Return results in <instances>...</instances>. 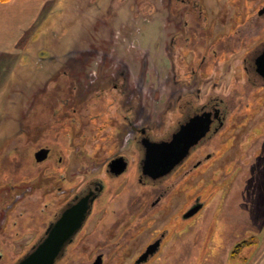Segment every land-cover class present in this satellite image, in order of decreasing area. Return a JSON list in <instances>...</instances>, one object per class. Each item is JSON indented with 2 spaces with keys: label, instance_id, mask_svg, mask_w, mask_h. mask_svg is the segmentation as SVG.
Returning <instances> with one entry per match:
<instances>
[{
  "label": "flooded vegetation",
  "instance_id": "af4514ba",
  "mask_svg": "<svg viewBox=\"0 0 264 264\" xmlns=\"http://www.w3.org/2000/svg\"><path fill=\"white\" fill-rule=\"evenodd\" d=\"M180 1L184 8L177 7ZM229 1L232 2L231 6L235 8L232 15L233 20L240 24L247 21V26L238 29L235 34L221 32L224 30L225 24L218 22L219 17L211 20L210 26L202 25L201 18L208 15L205 14L207 10L203 9L201 0H175L174 3L173 0H163L165 3L168 2V8L165 9L169 10L163 18L164 27H167L165 26L166 19L178 20L180 18V22L178 21V25L176 24L175 27L178 30L171 32L167 46L162 48L159 46V51L161 49L163 53V62L168 60L170 69L174 73L172 75L161 74L163 87L158 94L159 117L156 119L152 117L154 107L152 102L155 95L153 89L146 88L148 56H144L142 59V68L136 76L128 63L118 58L115 60L113 69L108 71L113 64L108 61L107 57H104L102 62L97 63L98 71L95 78L91 80L89 86H85V77L91 75L89 72L87 73L89 62L92 63L94 59L83 57L76 61L74 59L75 62L66 61L61 68H58V72L68 69L65 73L66 78L55 79L53 77L57 76L58 73H52L46 79V82L49 83L48 88L42 91V94H36L37 99L34 98L37 116L32 123L24 125L20 123L18 125L17 137L23 139L25 136L26 139L36 142L49 127H52L53 130L70 128L68 143H73V145L78 143L82 146L84 144L91 145L94 150L92 153L86 152L88 154H85L84 151L80 153L71 151L66 155L60 152V148L56 152L54 150L56 145L53 142L52 144L48 142L39 146L35 152L30 153L28 159H18L21 162L27 161L28 165L23 167L32 168L33 172L27 168V174L20 179L14 180L13 178L8 183H4L6 185L0 186V235L6 237L0 239V245L2 247L5 240L8 244L13 245L14 243L10 242L11 236L16 237L21 234H30L33 242L28 247L20 243L18 250L21 254L14 261L8 260L5 252L0 250V264H16L30 253L47 236L50 227L61 218L65 211L71 209L86 196L89 197L90 207L85 221L71 241L67 243L63 255L57 259L55 264H61L64 261L66 264H71L70 260L73 257L77 258L81 251L80 248L73 250L72 246L79 240L86 241L92 235L98 237L99 242L96 245H83L82 247L83 249L86 248L89 259L84 262L79 258L82 262L79 261L75 264H95L97 260L100 261V264H115V262L110 261L111 258L114 256L128 257L131 254V248L136 246L135 243L134 245L132 243L133 239L139 237L137 235L145 237V234L148 235L147 243L143 244L144 247L141 248V246L138 252L136 251L130 264L150 263L161 251L163 242L170 235V228L192 218L196 213L187 216L191 208L202 203L204 205L202 197L195 193L188 203L186 211L184 213L174 212V217L167 227H158L162 220H155L156 223L150 224L153 221L150 220V213L152 214L155 208H162L163 199L173 189L180 186L182 178L191 176L213 159L214 152L210 149V144L217 135L222 133V136H228L226 129L231 106L227 100L220 96H214V94L207 95L203 102L198 100V95L201 92L200 86L202 87L207 82L210 72L213 75H221V77L227 73V66L224 65L225 69L220 72L218 64H220L221 57L218 49H223L227 45L240 48V44L244 46L245 43L250 42L252 44L256 41L254 46L245 52L239 63L238 71L234 73L240 78L243 77L250 86L264 87V75L258 71L256 63L264 50V32L260 30L264 20V6L260 7L258 4L257 10L254 12L255 15H250L247 10L242 12L240 3H235L233 0ZM87 4L88 9L94 6L93 1L88 0L83 7L87 8ZM228 4L231 3L224 4V8L215 10L212 14L217 12V16L224 20L229 13ZM99 10L101 11V7ZM86 12L87 9L80 8L79 21ZM160 14L163 17L162 11ZM220 26L223 28L221 29ZM93 27L90 26V29H94ZM196 38L199 40L193 42ZM210 39H212V44H209ZM214 39L217 40L214 41ZM164 40L160 43H163ZM181 41L186 47L190 46L193 50L196 48L199 55L204 49H211L209 55L211 57L203 54L198 58L191 54L190 58L179 49L173 51L172 46L176 43L180 44ZM186 66L188 69H183ZM72 67H77L75 69L79 73L78 76L68 72L71 71ZM209 78L211 79V76ZM53 79H55L54 84ZM135 79L138 80L139 85L137 87L133 85ZM42 95L45 96V99L39 101V96ZM102 97L112 98L110 99L112 104L108 99L106 107L111 106L114 111L110 118L103 122V125L108 124L112 131L105 132L102 137H98L97 133L103 130V125L100 123L102 114L94 112V108L102 102ZM98 108L101 111L100 107ZM195 115L208 117L211 121L210 130L171 172L172 174L179 172L176 182L169 183V185L165 184V181L172 175L171 173L158 179L145 175L143 169L145 141L170 139L181 125L187 123ZM44 117L50 118V120L43 122ZM96 128L99 131H96ZM75 129H79L78 136H75ZM63 135H66L65 131H63ZM228 138L234 141L238 140V137L235 138L234 135ZM3 157L0 158V174L4 171V164L7 161L10 163L8 159ZM19 161H16L17 165ZM74 167L76 168L75 171L79 169L78 173L74 172ZM220 170L223 171V168L215 169L216 172ZM125 182V190L130 189L132 191L134 186H139L138 190L139 192L142 190V195L135 194V197L129 195L120 209H116L113 205L117 201L120 202L122 197L127 194L119 196L114 203H110V207H108L110 213L107 214L106 203L109 184L113 183L114 187L120 188ZM190 184L191 182H189ZM189 188L190 192L193 187L190 186ZM173 202L175 203V201H171L170 205L165 207L164 217L172 213L171 205H175ZM37 206L41 207L40 212L36 210ZM106 214L108 216L104 217ZM144 217L145 220H143ZM92 218L94 220H92L91 225L93 224L94 228L92 231L86 232L87 224ZM132 218L137 220H131ZM23 220H30V222L23 224ZM13 226L14 232L11 230ZM151 227H153V231L149 233ZM11 233L14 234L11 235ZM112 241L114 243H112L111 249L113 250L110 255V253L102 250L106 248L107 242ZM157 242L159 243L154 254L149 255L146 260L139 261L148 246ZM13 246H15L14 251H17V246Z\"/></svg>",
  "mask_w": 264,
  "mask_h": 264
},
{
  "label": "rangeland",
  "instance_id": "374dc122",
  "mask_svg": "<svg viewBox=\"0 0 264 264\" xmlns=\"http://www.w3.org/2000/svg\"><path fill=\"white\" fill-rule=\"evenodd\" d=\"M233 1L240 3L242 12L247 10L250 15H253L257 10L256 6L258 4L260 7L264 6V0ZM174 2L175 0H173ZM201 2L203 9L207 10L205 14L208 15L201 18L202 25L210 26L211 20L219 17L218 22L225 24V27H222L224 30L221 32L228 34H235L238 29L247 26V21L240 24L238 21L233 20L232 15L235 8L231 6V1L201 0ZM228 2L231 3L227 5L229 13L224 20L217 16V12L212 14L213 11L224 8V4L226 5ZM93 3L94 6H90V10L88 4L87 8L82 6L84 10L87 9V12L83 18H80V26L77 27L78 32L74 31V28L79 22L75 26L70 25L71 32H64L68 36L69 42L65 43L64 46L53 47L52 49H40L36 54L31 52L30 58L28 60L27 58L24 59L21 66H17L14 72L16 78L19 76L21 78L12 82L7 81V84L10 83L12 86L15 83L16 87L11 89V85L9 86V91L13 93L3 98V101H6L3 108L6 109L5 116H8V118L13 116L15 122L13 125L11 123L7 124L12 126L11 128L0 129V158L4 156L3 158L8 159L10 162L7 161L4 164V171L0 174V186L6 185L4 183H8L13 178L14 180L20 179L27 174L28 167L24 168L23 166L28 165V162H21L19 161L20 158L28 159L30 153L35 152L44 143L49 142L52 144L53 142V144L59 146H55L54 150L57 152L60 148V152L66 155L71 151H75V153L84 151L85 154H88L94 150L91 145L84 144L82 146L78 143V145L68 143L70 128L53 130L52 127H49L47 131H44L39 141L36 142L26 139L25 136H23V139L19 138L17 137L18 133L16 134L20 123L24 125L34 122V118L37 116V110L34 108V98L37 99L35 95L48 88L49 83L46 82V79L52 73H58L57 76L53 77L55 79L62 80L66 78L65 73L68 69L63 70L64 74L61 70L58 72V68H61L66 61L75 62L83 57L94 59L92 63L89 62L87 69V73L89 72L91 75L85 77L84 82L85 86H89L91 80L96 76L98 64L102 62L101 60L104 57H107L108 61L113 64L108 71L113 69L115 60L118 58L126 61L136 76L142 68V59L144 56H148L149 64L146 69L148 82L146 88L153 89L155 95L152 102V106H154L152 117L155 119L159 117L158 94L161 92V87H163L161 74L172 75L174 73L170 69L169 61L163 62V53L161 49L159 51V46L160 48L167 46L171 32L178 30L175 27L178 21L180 22V18L178 20L166 19L165 26L168 28L164 27L163 18L169 10L165 9L168 8V2L165 3L163 0H93ZM178 6L184 8V6H181V1L178 2ZM100 7L101 11L99 10ZM160 11L163 12V17ZM83 21L84 24H82ZM261 25L260 30L264 32V20ZM90 26H94V29H90ZM77 34L78 38L76 40L80 41V44L73 42ZM163 39H165L164 42L160 43ZM197 40L199 38H196L193 42ZM216 40L214 39V41ZM255 43L256 41L252 44L248 42L244 46L240 44V48L227 45L223 49H218L221 57L220 64H218L220 72L227 66V73L221 77V75H213L209 71L210 74L207 73L208 83L204 82L205 84L202 87L200 86L201 92L198 95V100L203 102L209 94L227 100L231 106L226 129L228 130V136H222V133H219L210 144V149L214 152L213 159L191 176L182 178L180 186L173 189L166 196L167 198L163 199L162 208H155L153 213H150V220H153L150 224L156 223L155 220H162L158 227H167L174 217V212L184 213L186 211L188 203L195 193H198L204 201L203 207L192 218L182 221L181 224L177 223L176 226L170 228V235L163 242L161 251L150 263L146 264H264V87L250 86L243 77L240 78L234 73L238 71L239 63L245 52L253 47ZM209 44H212V39H210ZM178 49L189 57L191 54L198 58L203 54L208 55L209 58L211 57L209 56L211 49H204L199 55L196 48L193 50L190 46L186 47L182 41L180 44L176 43L172 46L173 51ZM41 50L43 51L41 52ZM39 52L41 53L38 54ZM20 68L22 72L18 73ZM75 68L77 69V67H72L71 71L68 72L78 76L79 73L76 72ZM183 69H188V67H183ZM55 79H53V84ZM133 85L134 87L139 85L137 79L134 80ZM102 98V102H98L99 104L94 108V112L102 114L100 123L103 125V122L110 118L114 108L110 105L109 108L106 107L107 100L109 99L111 103L110 99L112 98ZM41 99L44 100L45 96H39V101ZM98 107L101 111L98 110ZM48 113L50 112L48 111ZM46 120H50V118L44 117L43 122ZM54 124L58 125L57 123ZM63 131L66 132V135H63ZM96 131L99 130L96 128ZM111 131L112 129L108 124L103 125V130L98 132L97 135L102 137L105 132L109 133ZM74 132L75 136H78L79 129H75ZM232 135L235 138L238 137V140L234 141L228 138ZM232 138L234 139V137ZM25 154L27 156H22ZM16 161H19L18 165ZM217 168H223V171L216 172L215 169ZM28 169L32 171V168ZM73 170L75 173L79 172V169L75 171V167ZM178 174L179 172H175L171 176L169 175L170 178L165 181V184L175 183ZM189 182H191L190 185ZM125 184L126 182L120 188L114 187L113 183L109 184L107 188V214L110 213L108 211L110 203H114L119 196L127 194L122 197L123 199L121 198L120 202L117 201L113 205L116 209H120L129 195H134V197L142 195V190L140 192L138 190L139 186H134L131 191L130 189L125 190ZM190 186L193 188L189 192ZM153 197L154 195L151 200ZM148 200L150 201V199ZM171 201H175V203L173 202L175 205H171L172 213L164 217V209L170 205ZM40 209V206L36 207L38 212H40ZM107 214L104 217L108 216ZM92 220L94 218L90 219L87 224L86 232L93 230ZM131 220L137 219L132 218ZM143 220H145V217ZM28 222L30 220H23V224ZM149 229V233H151L153 227ZM11 230L15 231L14 226ZM137 236L139 237L132 241L133 245L135 243L136 246L131 248V254L128 257L117 255L119 257L114 256L110 261L115 262V264H130L136 251L138 252L140 247L147 243V234H145V237ZM3 238L6 237L0 235V239ZM98 240H100L98 237L92 235L86 241L79 240L74 244L72 246L73 250L80 248L81 251L80 254L78 253L77 258L73 257L70 260L71 264L82 262V260L86 262L89 255L86 248L83 249L82 246L96 245L99 242ZM10 242L17 246V251H14L15 246L8 244L6 240L2 243L4 247L0 245V250L5 252L8 260L14 261L21 254L18 250L20 248L19 244L28 247L33 240L30 234H21L16 237L12 235ZM112 243L114 242H107L106 248L102 251L111 255ZM61 264H66V262L64 261Z\"/></svg>",
  "mask_w": 264,
  "mask_h": 264
},
{
  "label": "crops",
  "instance_id": "0c3cea01",
  "mask_svg": "<svg viewBox=\"0 0 264 264\" xmlns=\"http://www.w3.org/2000/svg\"><path fill=\"white\" fill-rule=\"evenodd\" d=\"M88 0H7L0 2V129L11 128L13 116H5L3 98L13 92L10 83L16 78L15 70L30 53L40 49L64 46L71 32L70 25L80 26L79 12ZM93 1V0H91ZM84 10V9H83ZM78 32V31H77ZM74 37L73 42L80 44ZM32 55V54H31ZM22 69H18L21 73ZM8 87V88H7ZM15 83L11 89L15 88ZM8 95V96H7ZM10 104V103H9Z\"/></svg>",
  "mask_w": 264,
  "mask_h": 264
},
{
  "label": "water",
  "instance_id": "95a60500",
  "mask_svg": "<svg viewBox=\"0 0 264 264\" xmlns=\"http://www.w3.org/2000/svg\"><path fill=\"white\" fill-rule=\"evenodd\" d=\"M258 71L264 75V50L257 61ZM211 121L204 115H195L187 123L175 131L172 137L163 141H145V175L153 179L166 176L179 165L190 150L197 145L202 137L210 130ZM203 204L191 208L187 216L197 213ZM89 205V197L81 199L71 209L65 211L59 220L50 227L47 236L27 255L16 264H55L63 255L69 243L85 221ZM159 242L148 246L139 261L148 259L154 254ZM95 264H100L97 260Z\"/></svg>",
  "mask_w": 264,
  "mask_h": 264
},
{
  "label": "trees",
  "instance_id": "16d2710c",
  "mask_svg": "<svg viewBox=\"0 0 264 264\" xmlns=\"http://www.w3.org/2000/svg\"><path fill=\"white\" fill-rule=\"evenodd\" d=\"M7 1V0H0V2Z\"/></svg>",
  "mask_w": 264,
  "mask_h": 264
}]
</instances>
